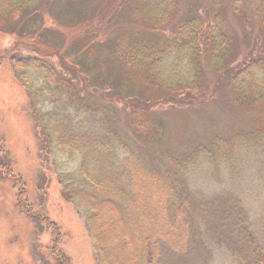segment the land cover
Returning <instances> with one entry per match:
<instances>
[{
    "label": "rangeland",
    "instance_id": "obj_1",
    "mask_svg": "<svg viewBox=\"0 0 264 264\" xmlns=\"http://www.w3.org/2000/svg\"><path fill=\"white\" fill-rule=\"evenodd\" d=\"M74 1L34 0L27 5L20 14L22 22H15L14 30L24 27L27 34H32L37 29L36 38L20 39L13 33L10 36L0 31V264H58L57 255L69 259V264H115L120 258L126 264H130L128 259L138 261L142 257L140 248L130 244L127 249L121 245L118 235L125 232L115 224L114 217L100 216L94 223L88 220V208L81 201L74 203L69 195L75 190V197L79 198L82 190L89 189L88 178L98 179L99 167L106 173H121L124 169L115 156L124 160L127 155L122 143L132 144L136 150L134 160L141 161L156 174L170 171L186 186L183 190L174 189V184L168 186L170 195L165 199L168 213L164 222L169 230L188 226L187 239L191 246L180 250V239L176 243L174 239L167 241L172 246L161 243L157 248V264H256L255 254L264 264V102L237 103L231 91L224 87L214 91L213 99L203 104L193 102L178 107L166 103L160 106L158 102L146 117L152 129L158 127L150 133L152 140L135 136L136 142L128 128L136 129L131 126L133 119L129 123L126 117L133 110L124 106L128 104L141 111L143 100L154 97L159 101L164 95L173 98L182 89V86L175 91L164 85L155 87L143 79L146 68L148 73L154 68L150 66V52L166 49L167 41L163 37L169 34H155L152 28L138 22L150 17L148 9L139 5L142 0L131 2L120 12L119 20L128 24L126 28L112 29L113 17L103 26L99 22L91 25L94 31L99 30L97 38L90 29H83L82 34V22L87 16L95 15L92 9H99L105 0H85L81 7ZM181 2V6L194 2L206 11L203 17L209 14L210 20L217 19L212 24L215 37L223 41V34H227L234 40L236 48L231 46L234 52L264 48V0ZM176 10L175 6L169 10L166 19L172 21ZM193 28L198 32L194 24ZM82 35H92L97 43L85 56L78 50ZM119 39L135 45L133 50L126 51L127 59L134 52L135 59L138 56L149 64L127 63L132 66L123 69L124 59H117L119 62L112 59H115L113 54H118L114 45ZM194 43L191 34L187 44ZM76 47L77 51L72 52ZM180 53L166 52L157 61L158 56L151 55L152 61L162 66L157 69L158 74L152 71L156 80L176 86L180 81H191L196 75L194 61H190L185 51L179 59ZM27 57L57 67V73L63 75L61 79L72 80L79 88L83 86L79 83L82 77L86 81L95 78L96 86L103 79L115 78L127 99H110L107 96L112 92L101 91L106 92L97 95L103 97L101 102L97 97L92 105L102 104V108L108 104L110 113L118 114V119L112 121L116 131L110 135L94 110L75 108L71 94L56 91L57 79L39 67L25 70L21 77L12 59ZM225 58L226 55L221 59L225 61ZM202 74L206 77L207 71ZM137 128L145 131L141 126ZM69 132L79 133L87 142L95 139L99 144L95 159L102 156L98 160L104 161L103 164L92 161L95 166L92 170L85 151L60 146L59 140ZM178 167L183 168L179 175ZM91 170L93 176L87 175ZM142 179L156 191H162L165 183L162 178ZM126 181L129 183V179ZM124 182L117 181V185ZM127 190H130L128 185L125 189L121 187V196L114 202L126 230L131 227L127 224L131 218L128 204L133 196L121 193ZM20 192L22 203H19ZM183 196L189 202L186 214L180 204ZM140 226L144 228L145 222ZM96 231L101 233L100 242L93 235Z\"/></svg>",
    "mask_w": 264,
    "mask_h": 264
},
{
    "label": "trees",
    "instance_id": "obj_2",
    "mask_svg": "<svg viewBox=\"0 0 264 264\" xmlns=\"http://www.w3.org/2000/svg\"><path fill=\"white\" fill-rule=\"evenodd\" d=\"M33 1L34 0H0V31L2 34L11 36L13 33L20 39L25 37L28 38V36H35L36 38L37 29H35L32 34H27V32L24 30V27H22L20 30H14V23L18 22L20 24L22 22V20H20L21 12ZM106 1H108V3H106L107 5L103 4ZM133 1L136 0H105L102 2V5L99 9L97 7L92 9V11L96 12L95 15H89V17L87 16L85 21L82 22L84 27L80 30L81 33L83 34V29L84 31L90 29L96 34L95 36L97 38V32H99V30L97 29L94 31V28L91 27V25L94 26V24L96 25V23L99 22V26H103L107 23L108 19L113 17L115 20L111 19L114 21L111 22L112 29L115 30L119 27L118 29L122 30L124 27L126 28L128 24H124L119 20V14ZM83 2H85V0H75L74 4L81 7ZM181 4V0H142L139 3V5L144 6V8L146 7L145 9H148V11L151 13L149 14L148 12V15L150 16L149 18H142L145 23L141 21L138 22L148 26L150 29L152 28L151 30H153L155 34H169V36L167 35L163 37V39L167 41V44L163 42L167 46L166 49L151 52L148 51L150 52V66L153 65L154 68H150L149 72L151 73H148V69L146 68V72L144 73L145 77L143 79L155 87L164 85L163 87L168 86V90L175 91L178 89V87L182 86V89L179 91L180 94L173 98L166 97L164 95V98L161 97L159 101L154 99V97L150 101H147L146 99L145 101L143 100V110L140 109L141 111H136V107L134 106L128 104L127 106L125 105L124 107L126 110L129 107H131L133 110V112L131 111L126 115L129 123L131 119H133L131 126L136 128L134 130L128 126L133 135L132 138L136 136L140 139H146L147 137L152 140L150 133L155 132L158 127L155 125L152 129L151 124L147 122L146 117L147 113L151 112V110L156 107L155 103L157 104L158 102V105L160 106H162L161 104L166 103L174 104V106L176 105L178 107H185L187 104L190 105L193 102L196 105L203 104L204 102L212 100L213 94H215L214 91H217L222 87L231 91V94L237 103L245 102L248 104H258L264 102V48L256 47L249 50L247 53H242L241 50L234 52L233 48L231 47H234V40L229 38L227 34H223V41H221L218 37H215L216 33L213 32L215 31V28L212 24H214L217 19H214L213 21L210 20L212 17L209 14L206 15V18L203 17V14H205L206 11L198 7V5L194 2H191V4H183L182 6ZM174 6L177 9V12L172 16V21H169L166 18L170 14L169 10L173 9ZM90 10L91 8H89V10L87 9V11ZM161 14L163 15L162 18ZM185 16H190V18ZM139 18L140 17H138L136 20ZM160 18L161 20H159ZM193 24L195 28H197L198 32H196L194 28L192 29ZM191 34L194 35L196 43L187 44V41H189L191 38ZM82 38V41H80V47L78 46L79 49L76 47V49L74 48L72 52H76L78 49L80 54L85 56L84 54H86L87 51L90 53L92 47L97 43L93 39L92 35H87L86 37L83 36ZM117 43L118 44L114 45V47L118 53L116 55H118L119 58H116V55L113 54L115 59H112L116 60L117 62H119L117 59H124L122 63L123 69L132 66H129L127 63L133 64L140 61L139 63L143 64L147 62L143 58L140 59L138 56L135 59L133 56L134 52L131 53L129 59L126 58V51L130 49L133 50L135 47L133 43L124 39H119ZM173 43L177 45L171 46ZM173 50L181 52L178 55L179 59L184 57L182 52L185 51V53L189 56L190 61H194L192 62V67L196 75H193L190 82L184 83L180 81L179 86H176L175 83H171L169 81L164 84L163 81L158 79L156 80L155 73L158 74L157 69H162V66L159 67L158 62L152 61L153 57L158 56V58H156L157 61L159 58H162L166 52H171ZM151 55L154 56L151 58ZM224 55H226L225 61L221 59ZM39 62L37 59H32L29 57L20 60H16V58L12 59V63L14 67L17 68V71L20 73L21 77H23V72L25 70L31 69V67L34 66L39 67L43 71H46L52 78L57 79V86L55 87L56 91L60 90L64 93H67L68 91L71 94L70 97L72 98L73 103H75L73 104L75 108L94 110V112L100 118V124H103V127L107 129V132L110 133V135L116 131L114 129L116 126L113 125L112 121L114 120L115 122L118 119V114L110 113L109 109L111 108L108 106V104L107 106L104 105L102 108H100L102 104L98 107L92 105V103L95 102V98L98 97L97 95L102 93L106 94V92L101 91H109L107 94L112 92V95L107 96L110 97V99L112 98L116 100L117 98L121 97L123 99H127L124 96L125 93L121 92L115 78L103 79L99 81V85L96 86L94 85L96 82L95 78L88 79V81H86V79L82 77V80L79 79V83L81 82L83 86L82 88H79V84L76 85L75 83V85H73L74 82H72V80L66 82L65 79H61V76L63 75L57 73V67L44 64L42 61ZM65 69L66 71H69L67 67ZM84 69H86L85 66ZM153 70L155 73L152 72ZM206 71L207 76L203 77L202 73ZM160 73L163 75L162 71H160ZM103 84H107V86H104ZM91 89H93V91ZM192 92H196L197 94L194 96ZM127 95H129V93H127ZM98 98L101 102L100 98L103 97L100 96ZM119 113L121 114V117L124 116L123 110L119 111ZM136 118H139L140 121H137ZM137 126L143 127L145 131L137 128ZM76 128L78 129L77 126ZM159 129L157 131H160ZM79 133H81V130H79ZM79 133H67L65 137H61L59 140V145L85 151V157L89 162V168H92L93 170V167L95 168V166L93 165L92 161H98L100 164H103L104 162L98 160L102 156H99L95 159V157H97L99 144L95 139H91L87 142L86 140L82 139V136L79 135ZM115 135H117V132ZM140 135L144 138L140 137ZM116 137L117 139L120 138L118 136ZM122 144V149L125 150L127 155L125 156L124 160L115 156V161H117V163H119L124 169L121 173H106L104 172L105 169H101V167H99V170L101 171L100 173L96 174V178L98 179L92 180L90 177L88 178L90 188L82 190L81 195H79L80 200L78 197H75V190H72L69 195H71L70 198L73 199L74 203H76V201H81V204L88 208L86 212H90L88 214V220L90 221H94L95 223V219L99 218L100 216L101 218L105 216L115 218V224L118 225L120 229H123L121 232H125L124 234L120 233L118 235L120 236L119 240L121 241V245L127 247L128 249L129 245L132 244L136 247V249L140 248L139 250L142 252V257L138 259V261H136V259H128L130 264H157V259L159 256L157 248L160 247L161 243L169 244L167 241L170 239H174V241H178V239H180V250L183 248L188 249L191 246L189 239H187L190 234L188 226L185 229L181 227L179 230L174 228L172 229L171 227L169 230L167 224L164 222L166 219V216L164 215H167L168 213L167 210H165V199L170 192L168 186L172 185L173 187L174 184L173 188L177 190L186 189V186L183 181L177 178L178 176L176 174H173L170 171L165 172L164 170L160 174L158 172L156 174L154 170H150V168L147 166L145 167L141 161L136 159L134 160L136 150L133 149L132 144ZM103 146H101V148ZM207 151L208 149H206V152ZM207 155H209V152H207ZM182 165L183 164H181V166ZM86 170L88 169L86 168ZM92 170L88 171L87 175L93 176V173H90ZM182 170L183 168L178 167V175L181 174ZM146 177L148 178L147 180H152L154 177L157 179L162 178V180L165 182L162 186L163 192L160 190L156 191L150 186L148 181H144V179H142ZM126 179H129V183L126 181ZM122 180H125L123 185H117V181L123 182ZM127 185L130 190L121 193H123L126 197L130 194V196H133L130 198V202L128 204L131 218L128 220L127 224L131 227L129 228L128 226L126 230L125 226L127 225H125L123 216L120 214L119 210L117 209L118 207L116 204H114V202L118 198V195L119 197L121 196L119 193L120 188L122 187L125 189ZM21 193L22 192H20L18 195L19 203H22ZM182 198L184 202L181 199L180 204L184 211H187L188 208L186 207L189 202L184 196ZM26 202L27 199L25 198V204ZM139 207H141V210H137ZM133 208L135 209L134 211H132ZM186 211L184 214H186ZM143 222L146 224L144 228L140 226ZM53 226L55 231H57L58 228L55 227V224H53ZM58 232L59 230L57 233ZM96 232L97 233L93 235H95L98 242H100L99 238L101 236L99 234L101 233L99 231ZM57 233L55 232L56 237L58 236ZM169 245L172 246V244ZM254 256L256 264H263L260 256L256 254ZM57 260L59 261L58 264L70 263V260L63 255H57ZM116 261L117 263L115 262V264H126L121 263V258Z\"/></svg>",
    "mask_w": 264,
    "mask_h": 264
}]
</instances>
